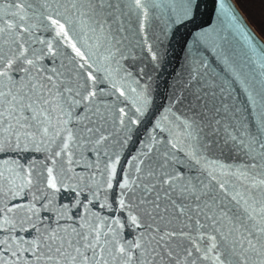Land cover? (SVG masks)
I'll use <instances>...</instances> for the list:
<instances>
[{
    "label": "snow or ice",
    "instance_id": "6c2138e0",
    "mask_svg": "<svg viewBox=\"0 0 264 264\" xmlns=\"http://www.w3.org/2000/svg\"><path fill=\"white\" fill-rule=\"evenodd\" d=\"M158 6L8 0L0 154L14 155L0 158V264H264V114L256 131L240 122L201 68L128 171L120 164L150 104L120 17L147 33ZM197 8L186 0L180 19ZM225 154L238 162L221 163Z\"/></svg>",
    "mask_w": 264,
    "mask_h": 264
},
{
    "label": "water",
    "instance_id": "95a60500",
    "mask_svg": "<svg viewBox=\"0 0 264 264\" xmlns=\"http://www.w3.org/2000/svg\"><path fill=\"white\" fill-rule=\"evenodd\" d=\"M7 3L8 0L0 7V17L13 19L11 13L16 9L8 8ZM196 3L194 14L182 21L186 0H158L159 6L151 10L147 33L140 29L134 14L120 17L124 25L121 35L127 37L124 45L134 57L129 63L144 69V81L150 85V104L142 118L143 125L120 153V164L125 171H128L125 160L136 154L146 132H151L172 100L184 94L188 87L196 86L192 81L194 68L206 72L204 79L222 91L240 122L258 130L264 114V39L234 0H196ZM120 4L127 11V0H120ZM145 36L158 52L159 63L151 60L143 44ZM12 155L0 154V158ZM34 155L39 154L25 153L23 159ZM220 162L238 161L235 155L228 158L225 154ZM69 195L61 193L58 202L70 203Z\"/></svg>",
    "mask_w": 264,
    "mask_h": 264
},
{
    "label": "trees",
    "instance_id": "16d2710c",
    "mask_svg": "<svg viewBox=\"0 0 264 264\" xmlns=\"http://www.w3.org/2000/svg\"><path fill=\"white\" fill-rule=\"evenodd\" d=\"M250 25L264 39V0H234Z\"/></svg>",
    "mask_w": 264,
    "mask_h": 264
}]
</instances>
